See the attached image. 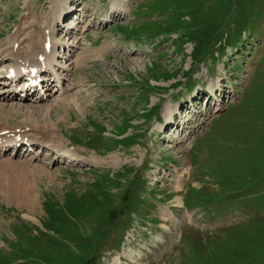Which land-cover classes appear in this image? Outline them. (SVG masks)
<instances>
[{"label":"rangeland","instance_id":"374dc122","mask_svg":"<svg viewBox=\"0 0 264 264\" xmlns=\"http://www.w3.org/2000/svg\"><path fill=\"white\" fill-rule=\"evenodd\" d=\"M116 1L0 0L4 52L14 32L41 36L58 4L72 8L57 26L71 38L57 39L75 46L68 98L81 103L29 97L6 107L0 129L36 132L24 108L43 123L50 105L64 146L100 164L41 156L50 182L40 161L0 158V264H107L114 253L108 264H264V0ZM174 106L188 114L162 130ZM21 176L34 195L18 193Z\"/></svg>","mask_w":264,"mask_h":264},{"label":"bare ground","instance_id":"6f19581e","mask_svg":"<svg viewBox=\"0 0 264 264\" xmlns=\"http://www.w3.org/2000/svg\"><path fill=\"white\" fill-rule=\"evenodd\" d=\"M116 2H118V0ZM124 2H126V1H123V3ZM112 4H115V2H112ZM58 7H59L60 11H59V9H57L56 13L59 15V19H60L61 15L67 16L72 9L71 7L66 8L64 6V4H62V3L60 6L58 4ZM113 7H120V6L116 5ZM121 8L123 9L124 5L121 6ZM115 9H117V8H115ZM63 12H66V13H63ZM58 15H56V17ZM78 17L81 18V15H79ZM55 22H56L55 23L56 27L53 26L52 27L53 29H51V27H50L41 36H40L41 33L40 34L39 33L38 34L27 33L26 35L29 36V38H26V39L23 38V40H20L21 34L17 33V31L14 32L12 34L11 39L8 40L9 41V43L7 44L8 50L7 51L5 50L6 52L0 51V65L1 64L3 65V61L5 58H6L5 60L11 59L12 66L9 69H8V67L5 68V71L8 69L6 75L12 74L11 76H13V73L18 74V73L22 72L23 70L30 71V69H35L36 72L40 73V75H43L42 76V78H43L42 89H45L44 92L47 91L46 97H45V93L41 94V91H36V95L39 94V96H37L38 99L36 100V102H32V105H35L36 103H39V102L43 101L44 99L46 100L50 96V94L48 93L51 89V85H49V82H55V85L52 87L53 94L57 93V94L62 95V96L60 99L54 100L53 104H55V106H58L59 104L64 105V103H68V101H70V102H72V104H75L78 107H80L79 104H81V103H79L77 99H75L74 97L69 99L68 94H66L67 90L65 88V84H67V82H68L67 76L69 74V66H71L72 62L70 61V59H67L66 60V66L63 67L60 65V61H59V59L61 57L59 55H57L58 50L65 49V48H67V49L72 48L73 49L75 46L73 44V41H71V43H69L70 39H68L66 42H61V41H59V39H57V37L63 35V33H61L63 31L57 29L58 28L57 26H59L58 25L59 24L58 18L55 19ZM49 26H47L46 28H48ZM64 33H65V37H68L70 35L68 30ZM48 36L50 38H46ZM70 38H71V36H70ZM47 42L50 43V45H51L49 52H47V49L45 48V43H47ZM110 47H111V45L110 46L106 45L105 48L104 47L100 48V51L109 50ZM96 51H95V53H96ZM99 56H101V52H98V55L96 57H99ZM41 58H43V60H41ZM6 75L4 77L5 89H3V94L0 95V114L5 113L6 107H10V108L12 107L13 109H15L17 107V106L14 107L15 104H13V103H15V101H16L17 105H21L22 102L26 99V98L20 97V95L12 94L16 88L14 86V84L17 81H14V79H12V78L7 79ZM20 87L24 88V85L19 84V86H17V88H20ZM212 87L213 86H211L210 88H212ZM25 90H27L29 93L32 91V89H30V88H27ZM28 95L29 94H25V96H28ZM53 104H51V105H53ZM51 108L52 107L49 105V106L45 107V109H42V111H44L43 116H42L43 123H40L41 118L38 120L37 113H34V111H32L28 108H26V109L24 108L25 111L29 112L30 116L24 117L22 119V122L25 125L28 124V125H26V127H28L29 129L36 131V132H32L31 134L29 133V130H26V129H22L19 131L21 133L27 131L26 134L16 133L18 131V127L15 128V126H14V128H10V129H8L6 127H4L6 129H3L1 127L2 129H0V158H4L6 156L11 157L10 154L9 155L7 154V152L15 151L14 157L20 156L21 158H26L29 160L31 159V162H35V163L37 161L38 162L40 161L39 163L40 164L42 163V165L35 166L36 170H38L40 175H42L47 180H49L50 182H54L56 172L55 171H49L50 164L49 163H48L49 165L44 164V162H42V160H41V156L45 160H47V158L50 159V157H51L52 158L51 161H53V159L55 158L56 162L60 160L63 164L70 165V166H85V165H89V164L98 165L99 162L97 160H95L96 162L87 160L83 156L78 155L75 152V149H70V148L64 146V144L62 142V140L64 138L63 137H61V139L59 138L60 135L58 133L57 124L54 123L50 118V114L52 112ZM174 108H175V110H177V106H174ZM21 109H23V108H21ZM174 111L169 115V117L167 119L168 121L166 123V127H168V124H170L171 129L174 128V130H176L177 127L175 126V124H176L178 119L175 120V116H176L175 114H177V112H174ZM26 115H28V114H26ZM6 116L7 115L5 114V117ZM46 118H48V121L46 120ZM49 118H50V120H49ZM172 119H174V120H172ZM172 121H173V124H172ZM4 124H5V126H8V125H6V124H8L7 120H4L3 125ZM44 130H45V132H44ZM8 131H11V133L13 132L14 134L7 135ZM17 144L23 145L24 147H26L24 154H21L20 152H18L17 148L13 147ZM36 149H37V152H35ZM64 160H65V162H64ZM55 161H53V162L55 163ZM95 167H97V166H95ZM24 178H26V177H23V176L17 177V178L15 177L14 178L15 180L14 179H13L14 181L12 180L13 181L12 184L14 185V187H16L19 194L21 193V195H24V194L29 193L31 195H34L35 194L34 190L29 187L28 182L25 181ZM35 192H36V190H35ZM37 202H38V194L36 192L35 199H34V210L35 211H37V208H36ZM176 202L178 203V200ZM165 217H169V216L165 215ZM125 256H127V255H125ZM114 264H120V258H116L114 260Z\"/></svg>","mask_w":264,"mask_h":264}]
</instances>
